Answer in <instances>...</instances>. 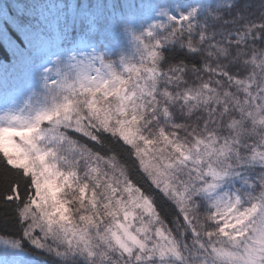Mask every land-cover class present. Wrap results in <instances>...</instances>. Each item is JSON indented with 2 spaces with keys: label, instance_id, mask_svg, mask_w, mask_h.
Returning a JSON list of instances; mask_svg holds the SVG:
<instances>
[{
  "label": "snow or ice",
  "instance_id": "1",
  "mask_svg": "<svg viewBox=\"0 0 264 264\" xmlns=\"http://www.w3.org/2000/svg\"><path fill=\"white\" fill-rule=\"evenodd\" d=\"M172 19L168 41L192 31L190 15ZM223 25L180 41L174 63L146 45L150 65L126 68L135 81L93 78L34 123L0 127V204L18 205L26 234L43 225L95 264H164L192 245L200 264H264V0ZM53 119L72 134L63 147L40 143ZM241 169L253 173L247 203L218 194Z\"/></svg>",
  "mask_w": 264,
  "mask_h": 264
},
{
  "label": "trees",
  "instance_id": "2",
  "mask_svg": "<svg viewBox=\"0 0 264 264\" xmlns=\"http://www.w3.org/2000/svg\"><path fill=\"white\" fill-rule=\"evenodd\" d=\"M115 0H0V59L5 64L6 56L3 53L4 44L8 42L9 50L13 63L20 64L22 61L29 63L37 59L36 51L42 49L45 53L54 46V33L60 28H70L74 26H64L61 23L66 21L68 25H73L78 21L81 25L90 27L98 25L111 30L110 24L115 20L118 12H114L113 6ZM129 3L121 6L119 9L123 14L119 16L126 19L133 16L143 21L144 9L153 2L159 0H117ZM256 0H224L215 9L210 8L207 17L204 18V30L209 32L220 30L221 27H231L223 25V20H231L238 11L243 9L246 3H255ZM212 5V4H211ZM68 12H74L76 15H69ZM91 17V18H90ZM90 20V21H88ZM104 23L105 26L101 25ZM112 33V32H111ZM160 43L156 50L161 51L164 57L174 63L185 54V50L179 49L174 45L168 46L165 37L155 38L146 43L147 46ZM263 43L257 42L256 47H261ZM145 45V47H146ZM147 51L148 48L146 47ZM134 59V58H133ZM163 67H167L163 61L160 62ZM114 153H109L113 155ZM126 157L119 156L118 160L122 163ZM134 160V157L132 158ZM131 163V161H129ZM2 171V167H0ZM142 171V170H141ZM235 178V176H233ZM253 190V184L249 181ZM143 190V189H142ZM158 213L164 219L166 225L172 227L171 220L174 218L170 214L168 204H157ZM17 204L8 201L0 204V233L9 237H19L20 226L16 215ZM199 249L195 245L190 246L182 260L184 264H194L196 253ZM89 258L87 255L84 256ZM44 260L49 264H59L55 260L47 258ZM96 261V260H95Z\"/></svg>",
  "mask_w": 264,
  "mask_h": 264
},
{
  "label": "rangeland",
  "instance_id": "3",
  "mask_svg": "<svg viewBox=\"0 0 264 264\" xmlns=\"http://www.w3.org/2000/svg\"><path fill=\"white\" fill-rule=\"evenodd\" d=\"M200 7H201V1L200 0H192L191 7L188 8L184 14H174V13H171V12H168L167 14H165V17H164L165 18V22H175V20H173L172 18H179L181 16H187V15H190V19H192L194 17V15L200 10ZM98 50H101V48L99 49L97 47L96 42L91 43L89 45V48L88 47H85V48L84 47H79V48H77V51H75V53H70L69 54V58L68 59L70 60V62L68 63V65L69 66L75 65L74 63L77 62L79 57L84 54L85 60L81 64L85 65L86 58L88 56V58H89V63H88L89 67L90 68L94 67L95 60L98 59L102 55V51H98ZM111 50H112V48L110 46H107V47H105L104 52L105 53H109ZM50 60H52V57L47 58L46 61H45V64H43L38 69H36L39 78H41V79L44 78V75H45L46 71L48 70V66H49ZM222 193L223 192L220 189H218V194H222ZM228 194H229V196L239 197L241 199V202H242V198L236 192H232V193H228ZM225 250H230V249L226 248ZM164 264H166V263L164 262Z\"/></svg>",
  "mask_w": 264,
  "mask_h": 264
}]
</instances>
